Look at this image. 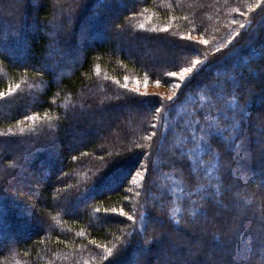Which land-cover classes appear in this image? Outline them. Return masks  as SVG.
Wrapping results in <instances>:
<instances>
[{
  "label": "trees",
  "instance_id": "trees-1",
  "mask_svg": "<svg viewBox=\"0 0 264 264\" xmlns=\"http://www.w3.org/2000/svg\"><path fill=\"white\" fill-rule=\"evenodd\" d=\"M33 1L34 10L22 0H0V35L25 54V61L12 60L0 50V92L12 90L0 96V145H6L0 151V264H221L232 259L237 245L241 259L262 264L264 183L241 172L262 171L264 178V100L259 98L264 97V0H132L123 7L127 0H55L65 12L59 20L54 0ZM96 5L122 33L80 40L79 26L97 21L95 13L88 14ZM32 14L34 33L27 29ZM120 37L126 45H120ZM129 42L150 52L160 45L162 51L152 60L145 58L149 52L130 51ZM54 44L58 55L49 57ZM74 49L77 58L67 63ZM182 68L192 69L185 80L168 75ZM258 68L263 73L254 81ZM226 73L234 79L223 93L217 89L210 95L209 88L220 85ZM233 97L238 139L214 141L216 157L204 155L212 177H219L213 183L220 194L211 203L193 197L191 206L178 190L162 197L165 185L198 186L179 168L161 163L179 159V128L188 114L202 110L213 118L217 108L232 107ZM86 107L107 122L133 108L116 147L100 146L95 138L67 146L70 126H91L79 121ZM57 145L61 163L38 192L20 189L39 206L38 224L10 244L2 232L13 230L20 219L30 220L13 214L19 204L26 211L30 203L19 202L9 189L20 169L40 172L38 162ZM20 153L27 154L19 160ZM207 180L199 174V184ZM73 204L78 208L71 210ZM188 207H195V214ZM156 220L163 223L158 232Z\"/></svg>",
  "mask_w": 264,
  "mask_h": 264
},
{
  "label": "rangeland",
  "instance_id": "rangeland-1",
  "mask_svg": "<svg viewBox=\"0 0 264 264\" xmlns=\"http://www.w3.org/2000/svg\"><path fill=\"white\" fill-rule=\"evenodd\" d=\"M25 4H27L30 9L35 8V3L33 0H22ZM132 0H127V1H123L119 6L123 7L126 5H130ZM55 4V8H54V17H56L55 19H60V17L65 14L64 11L59 10L57 8V3L54 0ZM119 4V3H118ZM91 12H89L88 14H92L95 13V16L97 17V21L92 22L91 26L88 25L87 22H85V25L82 27L79 26L80 30L78 32V35L80 37V40L83 38H94L97 37L98 34H104L105 36H107V38H111L113 36L114 33H122V29L121 28H114L115 26V21L113 20V17L110 16H104L102 17V14L104 13V10H101V6L96 5L93 8L89 9ZM68 14V13H67ZM34 16L33 14L30 17L29 20V25L27 27V29L31 32L34 33L38 27L33 23L34 21ZM47 35H49L52 39L54 36L51 35L50 32L44 31ZM122 35V34H121ZM120 41V45H126V39L120 37L119 38ZM56 48H59L57 45L54 44L53 47L49 48V57H53L54 55H58V53L56 52ZM60 49V48H59ZM128 49L130 51H132L135 54H142V56H145V52H149L148 57L146 56L145 58H151L152 60L157 59L158 56V51H162V47L160 45H158L156 47V50L154 51H149V49H147L146 47L144 48L143 45H139L136 43H130L128 44ZM0 50L3 53L8 54V56L12 59V60H23L25 61V54L22 52H19L15 49V45L13 44H7L6 43V39L3 35H0ZM71 50V49H70ZM55 51L52 56H51V52ZM77 50L74 49L71 53V56H67L65 59L67 60V63H70L71 58H77ZM262 68H258V73L257 74H253V79L254 81L259 80V74L263 73ZM154 91L156 89H153ZM151 90V91H153ZM262 102L264 100V97H260ZM8 108V107H7ZM87 108V107H86ZM82 108L84 110V112H82V119L79 118V121L82 122V120L86 123H90L91 126H88L86 129L84 128L83 130L80 129H76V127L70 126L67 130V146L69 147H73V146H78L79 144H81L83 141L88 140L90 138H95L97 140V143H99L100 146H103L105 144H113L115 147L118 145L119 141L118 138L121 137L120 134L123 133V126L125 121L127 120V117H131L133 108H123L122 109V114H118L114 120H111L109 122L105 121V119H102V117H104L100 110H98L100 112L99 115H97L96 113L90 112V110H88V108ZM81 109V110H82ZM255 120H258V114H255ZM264 124V122H263ZM258 127H256L255 131H258ZM112 142V143H111ZM118 142V143H117ZM255 142V146L258 147L260 145V142L257 138L254 139ZM49 145V143H46L44 145L47 146ZM114 147V148H115ZM29 148H31L30 146L27 147V152L29 151ZM112 148V147H111ZM6 149V145H0V151L2 152L3 150ZM61 147L60 145H57L56 147H51L50 148V152L47 153L46 157L44 160H41L40 162H38V168L41 170L40 172L37 171V173H32L31 169L28 167L22 168L19 170V172L17 173V178H15L14 184L10 187L9 189V193L11 195H13V197L17 198L19 202L25 200L26 202H28V204L30 203V208H28L26 211L24 209H22L21 205L19 204V206H17L15 212L13 213L16 217H19V215L21 213L27 214L28 215V221H24L22 219H20V223L15 225L13 224V230H11V228H9V230H6L5 232L3 231L2 234H4L5 236H7L8 242L10 244L15 243L19 237L25 236L26 235V231L31 229V226L34 224H38L37 221V214L39 212V206L29 200L26 196H24V194H22V191L25 193V190L28 191L29 189L32 190H36V188L38 186H42L43 182H45L48 178V175L51 171V169L53 167H57L61 162H59L60 160V151ZM128 151V150H127ZM26 151H24L25 153ZM21 155L18 156L17 158L19 160H21L23 157H25V155L27 154H23L20 153ZM2 158V156L0 155V159ZM0 167H2V162L0 161ZM260 174H259V173ZM243 173L248 174L249 176H251L252 178H254L256 181H260L262 183H264V178L262 177V171H242L241 174L243 175ZM7 179H13V176H9ZM22 187V188H21ZM22 191H21V190ZM20 190V191H19ZM38 192V191H35ZM38 194V193H37ZM27 198V200H26ZM24 201V202H25ZM78 206H75L74 204L71 205V210H75L77 209ZM15 217V218H16ZM202 219H206L204 218L203 215H201ZM15 225V226H14ZM41 225V224H40ZM154 229L156 230V232L159 231V229H162L163 227V223H161V221L156 220L154 222ZM149 229V228H148ZM144 242V241H143ZM1 243V241H0ZM167 250V249H166ZM142 252H145V250L141 249Z\"/></svg>",
  "mask_w": 264,
  "mask_h": 264
},
{
  "label": "snow or ice",
  "instance_id": "snow-or-ice-1",
  "mask_svg": "<svg viewBox=\"0 0 264 264\" xmlns=\"http://www.w3.org/2000/svg\"><path fill=\"white\" fill-rule=\"evenodd\" d=\"M235 22V21H234ZM243 27V25H241ZM204 44H207V40L202 41ZM195 50V49H194ZM196 63H200V61H196ZM191 68H182L179 72H169L168 75L172 77H179L180 80H185L187 74L191 71ZM234 77L226 73L223 82L220 85L209 88L210 95L216 96L217 89H220L221 93H223V88L230 81H232ZM159 83V81H157ZM19 88V85L16 86ZM179 87V85H177ZM11 89H9L8 93L0 92V96L8 95L11 93ZM139 94V93H138ZM143 95V94H140ZM172 98L169 97V100ZM220 101V96H217V103ZM232 105L231 108H217L216 116L210 118L209 115H204L202 110H197L195 112L189 113L190 119L187 121L184 126L179 128V139L176 144V149L179 154V159H169L167 161H162V165L168 166L173 170L179 168V171L182 174H186L189 181L193 183H197L198 186L195 188H187L180 187L179 185L176 188H172L171 186H163L161 189V196L165 199H169L171 194L178 190L181 194L180 199L187 203L188 205H196V200H193V197H197L200 201L211 203L213 200L220 194V188L218 183H213V180H219V177L213 178L212 166L209 161L204 159V155H208L210 157H216V153L213 151L214 141H222L226 144L233 143L238 136L236 133L239 132V122L236 119V113L233 109L236 106L235 98L229 101ZM210 108H215L216 105L209 104ZM231 112V114H229ZM29 119V117H25ZM204 120V123H200V119ZM153 128L155 125L152 126ZM189 134L185 135V133L189 132ZM155 135V132L152 133ZM151 137H149L150 139ZM191 145V147H189ZM219 145H217V148ZM162 175L165 179L170 178V173L163 172V168L161 169ZM199 174H203V176L207 177V184H199L198 177ZM219 203V201H216ZM186 211L195 214L197 210L195 207H188L185 209ZM106 212L108 210H105ZM113 213L119 211V214L123 215V209L117 210L112 209ZM179 211V209H176ZM128 219H134L129 216ZM178 223V221H177ZM262 226H264V217H262ZM243 239V238H241ZM259 245L261 252L264 253V231H261L259 234ZM247 246L252 247L251 241L245 242ZM111 253V249L108 250ZM232 259H225L221 262V264H253L252 257H246L241 259V249L237 245L231 249ZM262 264H264V255L261 257Z\"/></svg>",
  "mask_w": 264,
  "mask_h": 264
}]
</instances>
